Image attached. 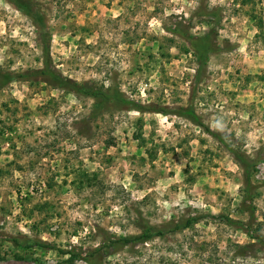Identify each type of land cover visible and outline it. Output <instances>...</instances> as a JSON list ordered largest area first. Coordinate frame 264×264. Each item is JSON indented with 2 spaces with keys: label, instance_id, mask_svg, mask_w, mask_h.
<instances>
[{
  "label": "rangeland",
  "instance_id": "obj_1",
  "mask_svg": "<svg viewBox=\"0 0 264 264\" xmlns=\"http://www.w3.org/2000/svg\"><path fill=\"white\" fill-rule=\"evenodd\" d=\"M29 1L45 36L0 0V264H264V0Z\"/></svg>",
  "mask_w": 264,
  "mask_h": 264
},
{
  "label": "trees",
  "instance_id": "obj_2",
  "mask_svg": "<svg viewBox=\"0 0 264 264\" xmlns=\"http://www.w3.org/2000/svg\"><path fill=\"white\" fill-rule=\"evenodd\" d=\"M7 3L12 5L15 9L20 11L23 15H25L38 29L41 36H45L47 34V28L45 25V21L43 16L40 14L38 9L34 6V3L29 0H5ZM188 44L192 47L193 51L195 52L197 60L200 61L202 65L205 64V60L207 59L208 55L212 53V41L211 37L209 35H204L203 37H200L198 39L188 38L187 39ZM36 75H41L43 77H46L47 80L52 81L58 88L61 89H67L72 91L73 93L85 97H89L94 101V110L97 108L99 109H106L108 106L115 107L119 110H136L140 111L142 108L139 105H136L135 103L131 102L127 98L124 97L123 93L119 91L117 88H112L108 91L103 90H94L91 88H85L82 86H79L77 84L71 83L68 80L63 79L59 75L55 74V72L51 71L48 65H45V68L42 71H39L35 73ZM23 77L22 75H10V74H4L0 75V90L6 87L10 82L14 81L15 79H19ZM188 117L190 120H192L194 123L197 124V126H200L198 124L197 117L192 113V110H187ZM240 162L245 167V170H249L248 164L240 160ZM248 182V180H246ZM248 184V183H247ZM197 218H190L186 220L182 225H176L174 228H172V231L176 232L181 229H185L189 227L192 223L196 222ZM227 223H234L229 219H226ZM163 232L156 231L154 229H146L144 230L140 235L133 236V237H127L122 238L118 240H113L111 242V247L114 246H120V247H126L129 244H140L146 241H149L154 236H162ZM14 245L16 247H21L23 249H28L34 246H37L41 249H49V246L47 244H43L42 242H25L24 244H21L19 242H15ZM60 253L64 255H72L71 252H65L61 251ZM97 257H99L98 250H95L90 255H88L85 258L86 264H101L97 260Z\"/></svg>",
  "mask_w": 264,
  "mask_h": 264
}]
</instances>
